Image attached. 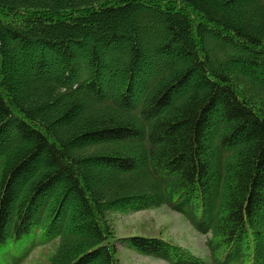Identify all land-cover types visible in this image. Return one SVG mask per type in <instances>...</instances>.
I'll return each mask as SVG.
<instances>
[{
  "label": "trees",
  "instance_id": "1",
  "mask_svg": "<svg viewBox=\"0 0 264 264\" xmlns=\"http://www.w3.org/2000/svg\"><path fill=\"white\" fill-rule=\"evenodd\" d=\"M164 205L264 264V0H0V264H205L116 237Z\"/></svg>",
  "mask_w": 264,
  "mask_h": 264
},
{
  "label": "rangeland",
  "instance_id": "2",
  "mask_svg": "<svg viewBox=\"0 0 264 264\" xmlns=\"http://www.w3.org/2000/svg\"><path fill=\"white\" fill-rule=\"evenodd\" d=\"M124 29L125 26L122 25ZM110 220L119 237L156 236L173 241L189 249L194 254L209 259L207 247L208 234L198 232L179 213L169 208L159 207L138 212H118L110 214ZM54 249V243L38 247L23 264H48V258ZM120 264H168L119 246Z\"/></svg>",
  "mask_w": 264,
  "mask_h": 264
}]
</instances>
